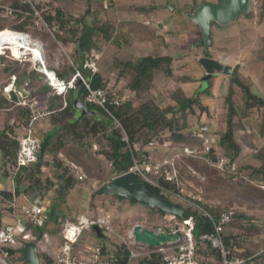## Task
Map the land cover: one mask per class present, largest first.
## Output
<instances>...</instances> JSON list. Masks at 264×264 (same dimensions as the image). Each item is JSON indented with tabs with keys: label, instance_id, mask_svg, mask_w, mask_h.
Masks as SVG:
<instances>
[{
	"label": "trees",
	"instance_id": "trees-1",
	"mask_svg": "<svg viewBox=\"0 0 264 264\" xmlns=\"http://www.w3.org/2000/svg\"><path fill=\"white\" fill-rule=\"evenodd\" d=\"M4 1L13 8L14 16H12L11 19H7V16L4 15L3 17L0 16V31L10 29L16 32L30 33L33 38L40 41L42 47L44 45L47 51V57L44 58L46 59V67L54 71L59 79L68 80L74 74V68L77 67L86 75L91 88L100 87L106 89L110 100L119 98V103L117 105L108 103V107L119 121L122 128L117 126L114 120L110 119L99 106L86 101L88 90L78 78L75 80L74 88L67 89L63 96L54 92V112L50 113L49 116L54 123L60 124L56 130H54V134H48L41 139L38 161L20 167L16 166L19 135L17 136V134H15L12 124L6 121L4 127L0 129V151L2 155H4V158H2V174L5 178L14 181V187L13 191L7 189L0 190V224L3 223L2 220L7 210L11 208V206L5 207L7 206L6 203L10 202L13 197L19 195L21 192L20 185L22 183H28L26 188L37 187L39 189L45 187L48 189L59 182L55 188L58 193H62L64 190L73 186L75 182V178L71 172L73 167L69 164H65V162L74 164L78 172L82 175L81 180L89 184L94 180L105 182L114 176L126 172L133 163V157L148 159L150 151L145 150V147L153 144L155 141L159 143L163 142L164 138L162 137V133L164 131L169 132V146H174L173 148L178 149L186 144L201 145V140L195 137L194 130L200 125L208 123L203 122L189 131H184L178 123L179 117L175 114L176 110L184 112V110L189 108L190 111H193V107L197 106L208 115L209 111H207L205 105H202L200 98L201 95L208 93L211 86L209 84L214 75L209 76L205 86L194 95L186 96L183 89L180 86H176L172 89L173 91L171 90L172 92L169 95L171 101L174 103L164 108L159 105L158 101L153 99H146L136 104L137 96L141 92H147L152 89L156 73L162 72L165 79L173 76L174 69L172 65L174 57L172 55L150 53L134 59L114 56L109 68L117 70V79L123 77L129 79L127 87L132 93V96L125 98H123V95L119 92L109 87L108 78L100 73V69L92 75L82 69L84 60L87 57H93L99 52L102 39L106 42L111 41L119 47L120 41L116 34L121 35L122 32L124 34L134 33L136 37L137 32L130 31V22L126 23V21H123L115 24L111 21L101 20L96 23L94 20L93 23H89L86 21L85 16L90 15L96 17L99 13V10L94 9L93 5L90 4L91 0H87V5L83 14L75 18L70 15L71 13L66 8V6L74 0H49L47 13H44V15L48 21H56L62 29V33L56 35L53 40L45 30H39L32 26L33 16L27 13L29 7L23 4L22 0ZM263 3L264 0L262 5ZM199 4L197 0H192L191 8L194 9ZM134 8L141 12H149V10L152 11L156 9V5L140 4L134 6ZM50 10H52L53 13ZM247 16L253 18L252 12L247 14ZM261 18L262 14L260 19ZM141 27L145 28L144 25H141ZM97 33H99V35H96ZM210 38L211 42L208 47L199 44V47L203 48L206 57H212L209 53V48L214 44L211 33ZM55 41L60 43V45L63 44L65 47H68L70 44L72 45L70 52L67 53L72 64L63 69L53 65L57 55V44ZM263 49L264 48H262V51H264ZM2 58H4V54L0 53V60ZM14 60H16L13 61L14 65L0 64L2 71L7 75L0 83V92L2 93H4V88L8 85V81L12 75L25 72V74H30L33 77L35 73L34 70L36 67L32 61L25 60L26 65H24V61L20 62L17 59ZM229 75L230 82L228 89L223 95V102L226 105L225 127L222 131L217 132L208 124L213 140L210 143L208 152L202 154L201 158L196 160L203 163H205V160L216 162L220 157H224L226 164L224 169L220 172L223 173L227 179L238 181L246 176L250 179H257L264 182V149L260 147L255 154L256 158L260 161L259 165L249 163L238 165L237 158L241 153L242 147L236 138V132L243 129L246 123L252 122L253 112H257L260 118L256 130L259 134L263 133L264 94L260 92L256 93L252 90L253 83L241 77L237 66L233 68ZM27 88L29 89V94H31L29 96L30 99L37 95H42L46 99L51 91L47 83L45 85H39L36 78H30ZM238 89L243 95V103L241 106L243 112L240 114H238L234 101ZM64 101L66 102L65 106ZM15 102L16 95L14 93L11 99H7L0 95V108H8V117H13V122L17 121L19 125L21 124L25 132L28 120L31 116V110L28 104L17 105ZM75 102L84 104L86 108L95 111L97 116L80 114L71 121H64L63 119L66 116L72 113L74 114ZM235 117H237V119H235ZM7 119L9 120L10 118ZM124 132L127 140L123 139ZM60 150H62L63 153L61 159L54 154V166L61 170L57 175L58 180L53 181L49 177H43L41 167L45 163L43 161L44 154L49 151L55 153ZM101 154L107 163V171L98 157ZM190 159L193 158L190 157ZM233 163L235 166L234 169L231 170L230 167ZM181 166L182 164L178 163L179 170ZM157 179L164 186L178 192L189 200L199 202L214 217H217L226 209H233L234 215L232 218L222 225V236L225 247L229 250V255L243 258L250 257L256 264H258L257 262H259L260 259L264 258V251L262 252L258 248L260 242L253 243L255 237H260L259 235L263 226L257 224L258 219L247 215L239 207H233L231 201L223 205L210 206L204 204L198 198L196 199L185 194L181 188L182 182L180 172L177 178H165L164 172L162 171L160 175H157ZM146 186L150 191L169 198V196L161 194L156 187L148 183H146ZM92 195H95V190L92 191ZM93 206L92 204L91 207L94 208ZM184 210L194 218L192 233L198 244L196 252L199 264H220L221 258L219 252L213 249L205 240L200 238L202 234L210 233L213 230L211 220L198 214L196 211H192L190 207H186ZM159 213L162 217L165 216V213ZM164 219L167 220L166 218ZM175 219L181 221L183 218L176 216ZM170 222L172 223L174 220L170 219L165 223L170 224ZM146 227L148 229L163 228L165 230L169 228L166 225L162 227H150L146 225ZM44 228L45 224L39 227H28V232L32 237L31 239L35 243H37L44 234ZM57 229L59 230L58 227ZM58 230L54 232L55 235ZM149 248L154 249L155 247ZM101 250L102 253L105 254L106 250L104 246H101ZM128 253V248L121 243L116 246L113 254L119 261L123 262L127 259ZM39 257L42 264H51L53 262V259L46 252H40ZM200 257L201 259H199ZM211 260L214 262H211ZM135 264H162L161 254L153 253L149 258L145 257L135 261Z\"/></svg>",
	"mask_w": 264,
	"mask_h": 264
},
{
	"label": "rangeland",
	"instance_id": "rangeland-1",
	"mask_svg": "<svg viewBox=\"0 0 264 264\" xmlns=\"http://www.w3.org/2000/svg\"><path fill=\"white\" fill-rule=\"evenodd\" d=\"M116 1L91 0L90 4L93 5L94 9H98L99 13L96 17H92L90 15L85 16L86 21L89 23H93L95 20V22L97 23V21L100 22L101 20H107L118 24V20H121L122 17H136L137 20L140 22H142L145 17H149L151 19L161 17L168 21V23L170 22L171 25H174V27H176V29L181 32L180 34H184L186 36L185 39L179 38V43L182 46H186L184 49L182 48V46L174 44L166 47V50H164V53H168L173 57H180L181 61L173 62V76L171 78L165 79L163 77L162 72L156 73L152 89L148 90L147 92H141L137 96L136 104L146 99H153L155 101H158L159 105L163 108L170 104H173L174 102L171 101L169 95L173 91L172 89H174L176 86H180L186 96L194 95L197 91H200L201 88L205 86L207 74L205 75V77V70L199 63V58L204 57L205 53L203 52L202 47L195 49L196 46H198V41H196L194 39V36H192V33L190 31V26L192 23L186 17L188 11L190 12L193 9L190 6H184L186 2H182V0H156V4H160L158 5L157 10L142 13H139L137 11H131L129 14L128 12L123 11L122 13H120V11H117V8L115 7L117 3ZM148 1L153 0H131L129 3L132 2L134 4H149L147 3ZM203 1L215 2L216 0ZM262 2L263 0H253L250 12H252L254 18H246L248 17L247 15L240 14L232 24L227 26H220L212 22L210 33L212 37L213 35H215V33L217 35L231 36V38H228L233 40L232 44L230 43V52L234 54L235 58L228 57L227 59H225L219 56L218 59L224 64L231 65L233 68L237 66L241 77L253 83L252 90L256 93L260 92L264 94V51H262V48H264V3L262 5ZM166 4L173 5L174 9L170 10L166 8ZM86 5L87 0H74L69 5H67L66 8L71 13L70 15L75 18L83 14ZM4 6H9V4L6 3L4 0H0V16L2 17V9ZM261 14L262 18L260 19ZM7 19H11V17H7ZM252 20L254 21L253 23ZM141 28L142 27H138V35H136V37L134 33L124 34L122 31H120L122 32L121 35L116 34V36L119 38L118 40L120 41L119 47H117L111 41L106 42L102 39L100 50L97 53V63L100 69V73L108 78L109 87L112 90L119 92L121 95H128L127 97L132 96V93L127 87V82L129 81V79L127 77L117 79V70L109 68L112 63L113 57L118 56L121 58L134 59L139 56H143L150 53H161L155 48H152L153 51H147V48L149 49V47H147L146 45L136 44V41H138L137 39H139L141 34H143V30ZM96 35H99V33H97ZM151 38L154 42H157L155 40L156 37L152 36ZM163 41L164 40H162L161 42ZM183 42H185L186 45ZM56 44L57 55L54 59L53 65L60 69H63L64 67H67L72 64L71 60L67 55V53L70 52L72 45L70 44L68 47H65L63 44L61 46L57 42ZM211 49L212 48H209V53L211 56H213L215 52ZM2 50H0V52ZM9 50L10 49L4 50V58L0 60V64L4 63L8 65H14L13 61H16L14 59L17 58L12 54L11 50L10 52ZM43 50L44 58H46L47 51L45 47L43 48ZM182 55H185L184 57L187 60H182ZM30 57L31 56L27 54L26 56L17 60L20 62L24 61L23 64L26 65V61L29 60ZM45 60L46 59H44V62ZM23 64L22 67L24 68ZM213 75L214 76L209 84L211 86L208 90V93L201 95L200 98L202 105H205L207 107V111H209V114L206 115V113L201 111V108L197 106L193 107V111H190L189 108L184 110V112L176 110L175 115L179 117L178 123L182 130L189 131L190 129L197 127L203 122L208 123L211 128H213L217 132L222 131L224 129L226 105L223 102V95L227 92L228 85L230 82V75L225 74L223 72H216ZM201 77H203L205 80H201ZM35 78H37V76H35ZM30 95L31 94H29V96ZM35 99L38 105H46V99L42 95L35 96ZM234 101L238 110V114H240L241 112H243V109L241 107L243 103V95L241 94L239 89L236 91V97ZM80 105L81 104L79 102H75L74 108L78 110L82 115H89V111H86L85 109L83 112V109L80 107ZM215 110H217L218 113L216 117L213 114ZM252 117L253 119L251 123H246L243 129L236 132L237 141L242 147L241 153L237 158L238 165L246 163L253 165L260 164V161L258 158H256L255 154L257 149H259L260 147L264 149V131L262 134H259V132L256 130L257 123L260 119L257 115V112H253ZM235 119H237V117H235ZM168 133V131H164L162 133V137L164 138L163 142L159 143L155 141L153 144L145 147V150L150 151L152 160H159L165 156H169L172 151H177V148H173L174 146H169L170 140H168ZM54 154L60 158L59 151L55 152ZM49 156H52V154H49ZM98 157L102 161L103 166H105V170L107 171L108 166L104 160L103 155L101 154ZM190 168L194 169L200 175V177L204 178L201 179L200 177L197 178L196 176H194L190 171ZM214 169V167L210 166L207 163H203L196 159L186 158L185 163L182 164L179 170V172L181 173L182 190L185 194L196 199L198 198L201 202L210 206L223 205L224 203L231 201L233 207H239L247 215L253 216L254 218L258 219L257 224L263 226L259 235L260 237H255L253 239V243L260 242L258 248L263 252L264 182H261L257 179H250L246 176H244V178L238 181L233 179L232 181L227 179L225 175L219 170ZM1 179L5 180V177L0 171V180ZM101 182L102 181H93L90 184H85L89 185V188H92L90 190L93 191L94 189L99 188ZM2 185H4V183L1 184L0 182V186ZM101 195L103 197L101 196L100 198H103V200L105 198L108 205L102 203L101 199L96 200L94 204L97 205L98 212L100 214H103L104 216L108 217L111 227L113 229L111 236H108L110 241L108 246L109 253H114L116 246L123 243L122 239H127L128 234L131 232L132 227L135 224H141L144 227H146V225H149L150 227H162L166 225L169 228L175 227L177 226V224H182L180 223L181 221L178 220H175L172 223L170 222V224L165 223L168 220H165L164 216L162 217L156 208L145 207L138 203H131L130 201H128V199L118 200L116 196L112 195ZM77 197L78 203H82V206L84 207V205H86L87 203V190L85 192V195H82V192L80 190L76 195V198ZM173 202L180 203L178 201ZM181 204H183L184 208L187 207V204H184L182 202ZM85 234L86 230L83 231L81 235L82 237L80 236V244L84 242ZM45 239L48 240L47 238ZM196 247H198L197 243ZM38 248L39 250L41 249V243H38ZM105 253L108 252L105 251ZM199 259H201V257ZM249 261V264H256L254 263V261L251 260V258ZM211 262L214 261L211 260ZM9 263L11 264L12 262ZM257 263L264 264V258L260 259V261Z\"/></svg>",
	"mask_w": 264,
	"mask_h": 264
},
{
	"label": "built area",
	"instance_id": "built-area-1",
	"mask_svg": "<svg viewBox=\"0 0 264 264\" xmlns=\"http://www.w3.org/2000/svg\"><path fill=\"white\" fill-rule=\"evenodd\" d=\"M23 4L29 7L28 14L33 16V27L39 30H45L53 39L56 35L62 33V29L59 24L52 20L48 21L44 15L47 13V4L49 0H22ZM2 14L7 17L14 16V10L10 6H4ZM149 24V22H146ZM26 36L31 40L33 45L39 47L42 57L44 58V50L39 40L33 38L30 33L16 32ZM58 43V42H57ZM60 44V43H58ZM61 46V45H60ZM4 48L0 53H5ZM10 52V50H9ZM23 55L22 57L26 56ZM17 58V59H21ZM30 60V59H29ZM38 62H32L36 69L41 72L45 78L46 83L52 88L53 92L58 95H64L67 89L74 88L75 80L78 78L83 83L88 92L86 94V101L99 106L104 113L110 119L114 120L117 126L121 125L116 117L113 115L108 107V103L117 105L119 98L109 99L108 91L103 88H91L86 75L80 68L75 67L74 74L68 80L59 79L58 82L53 83L52 79L47 73V67L43 63L42 58H38ZM98 55L93 57H87L83 64L82 69L89 72L90 75L99 71L98 67ZM12 83L4 88V91L9 94L12 90ZM128 95H123V98ZM28 104L31 110V116L28 120L25 132L18 137V149L16 154V166L28 165L31 162H36L39 159L40 149V137L35 130V123L38 118L52 113L53 109H47L43 105H38L35 97L31 99L25 96L18 105ZM66 102L64 101V106ZM215 112V113H214ZM213 114L217 116V110ZM194 135L201 140V145H189L186 144L173 151L169 156H165L159 160H152L151 154L148 159L133 157V163L126 172L137 173L142 180L151 186L156 187L161 194L169 196L168 199L172 201H178L179 204H187L192 211H196L198 214L207 217L213 224V230L210 233L202 234L200 238L205 240L213 249H216L220 254L221 264H249L250 258H243L238 256L229 255V250L225 247L222 236V225L228 222L234 215L233 209L222 211L217 217H214L202 204L197 201L189 200L183 195L175 192L174 190L164 186L157 179V175L164 172L165 178H177L179 173L178 163L184 164L186 158L199 159L202 154L208 152L210 143L212 142V134L208 124H202L194 130ZM123 139L127 140L124 132ZM205 163L221 171L224 169L226 160L224 157H220L216 162H210L205 160ZM234 163L230 169H234ZM190 171L197 178L200 175L192 168ZM124 172V173H126ZM79 180L82 179L81 173H77ZM203 179L204 177H200ZM90 184V183H89ZM183 206V204H181ZM13 206V205H12ZM184 207V206H183ZM176 216L171 214H165L164 218L167 220H176ZM48 219V215L43 206L42 200L38 197L21 209V213L16 215L13 223H1L0 224V264H23L22 254L20 248L26 240L31 239V234L28 232V227L43 226ZM182 224H177L175 227L168 228L171 232L178 231L180 233V240L174 245H163L151 249L146 244L138 243L134 240L132 233L128 234L127 239H122L123 244L128 248V257L125 261L121 262L113 253H102L101 245H97L91 248V258L83 257L76 249L74 245L78 241L79 237L84 230H90L93 226L101 228L102 232L108 237L111 236L113 229L109 222L108 217L98 215L90 211L89 209L83 213L76 214L65 218L59 223V248L58 251L50 255L53 259L51 264H133L142 258H149L153 253L161 254L162 264H199L197 257L196 241L193 236L192 230L194 227V218L188 215L187 218L181 220ZM165 230L163 228H158ZM182 238V239H181ZM12 251V252H11Z\"/></svg>",
	"mask_w": 264,
	"mask_h": 264
},
{
	"label": "crops",
	"instance_id": "crops-1",
	"mask_svg": "<svg viewBox=\"0 0 264 264\" xmlns=\"http://www.w3.org/2000/svg\"><path fill=\"white\" fill-rule=\"evenodd\" d=\"M130 1L131 0H129V1L128 0L116 1L117 3L115 5V7L117 8V11H120V13H122L124 11V12H128L129 14L131 11H137L139 13H142L141 11L134 8V6H137L140 4H134L132 2L129 3ZM183 1L186 2L184 4V6H187V7L190 6L191 7L192 0H182V2ZM126 2H128V3H126ZM197 2L201 3V2H203V0H197ZM216 2H218V0H216L214 3H216ZM147 3H149L148 5H150V4L156 5V9H154L152 11L157 10L158 5H160V4H158V5L156 4V0L155 1L154 0L148 1ZM166 5H165V7H166ZM251 8H252V6H251ZM149 12H151V10H149ZM246 18H250V17H246ZM250 19H252V18H250ZM123 21L124 22L126 21V23L130 22L131 23L130 24V26H131L130 31L131 32H137V35H138V27H141V25L145 26V28L144 27L141 28L143 30V34H141L139 39H137L138 41H136V44L146 45L147 47H149V49L147 48V51H150V50L153 51L152 48H155L156 50H159L161 52L160 54H168V53H164V50H166L165 49L166 47L174 45V44H178V45L182 46L179 43V38L185 39V37H186L184 34H180L181 32H179V30H177L176 27H174V25H171L170 22L168 23V21H166L164 18H161V17H158L156 19H151L149 17H145L144 20H142V22L138 21L136 17H122L121 20L120 19L118 20V23L123 22ZM146 22H149V24H146ZM253 22L254 21L252 20V23ZM232 23H230V24H232ZM139 24H141V25H139ZM230 24H228V25H230ZM190 31L192 33V36H194V39L196 41H198L200 39V32H199L198 26L191 24ZM235 34H236V32H235ZM152 36L156 37L155 40L157 42L153 41V39L151 38ZM162 38H164V39H162ZM228 38H231V36L230 35H228V36L227 35H217L216 33H215V35H213L212 39H213L214 44H213V47H210V48H212L211 50H213L215 52V54L212 56L213 58L218 59L219 56H221L225 59H227L228 57L229 58L230 57L235 58L234 54L230 52V48H231V44H232L233 40L228 39ZM161 39L164 40L165 42L164 41L161 42L162 41ZM183 43H185V42H183ZM185 45H186V43H185ZM185 47L186 46H182L183 49ZM197 48H199V43L195 49H197ZM182 56H183L182 60H185L186 59L184 57L185 55H182ZM176 61H181L179 56L174 57L173 62H176ZM34 71H35V73H34L33 77L30 74H27V73L25 74V72H21V73L12 75L10 77V80L8 81V85H10L12 83V86H13L12 90L9 92V94L5 91H4V93L0 92V95L7 98V99H11L12 94L14 93L16 95V102L15 103L18 105V103L21 100H23V98L25 96L29 97V89L27 88V84H28L30 78H35V76H37L36 81L38 82L39 85H45L46 84V81H45L43 74L41 72H39L36 68ZM205 75H206V72H205L204 76ZM6 76H7L6 73L2 71L1 66H0V83L2 82L3 79L6 78ZM13 76H15V77H13ZM42 78H43V80H42ZM203 79L204 78L201 77V80H203ZM207 79L208 78H206V80ZM50 89H51V91L47 95L48 99L46 98V105H44V107H46L47 109H53L54 110V92H53L51 87H50ZM48 104H50V105H48ZM7 111H8V108H0V119H1L0 129H2L4 127L6 121H8L9 124H12L15 134H17V136L18 135L20 136V134H23V132H24L23 126L21 124L19 125L17 121L13 122L14 118L8 117ZM75 111H74V114L72 113L71 115L66 116L63 120L64 121H71V120H73L74 117L81 114L78 110L75 109ZM49 115L50 114H46V115L38 118L36 123H35V130H36L37 135L40 137V140L42 138H44L45 136H47L48 134H53L54 130H56V128L60 124V123H54L51 120ZM94 115H96V113ZM88 116H93V115H88ZM7 118H10V119L8 120ZM59 152H60V159H61L63 156L62 150H60ZM49 154H52V156H49ZM2 158H4V155H2V153L0 151V161H1V170L0 171L1 172H2V163H3ZM43 161L45 163L41 167L42 176L43 177H49L53 181H57L58 180L57 175L61 170L57 169V167L54 166V152L53 153H52V151L46 152L43 156ZM65 164H69L73 167L71 169V172L75 178V182H74L73 186L64 190L62 193H58V192H56L55 188L59 182H57L53 187L48 188V189L45 187H41L39 189L37 187L26 188L28 183L27 182L22 183L20 185L21 192L19 193V195L13 197V199L10 202L6 203L7 206H5V207L11 206V208L9 210H7V213L5 214V216L3 217V220H2L3 223H13L15 221L16 215L21 213L22 207L29 205L33 201L34 198H36V197L40 198L42 200L45 211L48 215V219H47V222L45 223L44 234L42 235L40 240L36 243V245H37L38 253L46 252L49 256L55 254L58 251L59 240H60L59 236H58L59 234L57 232V234L55 235L54 232H56L58 230L57 227L59 226V223L61 220L68 218V217H71V216H75L76 214H79V213H83V212L87 211L88 209L90 211H93L94 213L96 212L98 215H103V214H100L98 212V207H97V205L94 204L95 201L98 199H101L102 203L108 205L105 198H104L105 201L103 200V198H100L102 195H98L95 192V195L93 196L92 191L90 190L92 188H89V185H86L84 181L78 180V177H77L78 170L76 169V166L74 164H71L69 162H65ZM94 181H99V180H94ZM0 182H1V184L4 183V185L0 186V190L7 189L10 191H13L14 181L12 179L5 178V180L1 179ZM102 183L103 182H101V184ZM80 190L82 192V195H85V192L87 190V203H86V205H84V207L82 206V203L81 204L78 203V201H77L78 197L76 198V195L78 194V192ZM94 190L96 191V189H94ZM91 203L94 205L93 206L94 209L91 207V205H92ZM81 237H79L78 241L74 245V248L83 257L91 258V248L94 246H97V245H101L102 247L106 246L105 250H106V252L109 253V251H108L109 250L108 246L110 243L109 238L101 231L100 227L93 226L90 230H86V234L84 235L85 240L82 244L79 243V240ZM45 238H47L48 240H46ZM101 239H104V240H101ZM38 243H41V249L40 250L38 248ZM40 263L42 264L41 259H40ZM133 264H135V261L133 262Z\"/></svg>",
	"mask_w": 264,
	"mask_h": 264
},
{
	"label": "water",
	"instance_id": "water-1",
	"mask_svg": "<svg viewBox=\"0 0 264 264\" xmlns=\"http://www.w3.org/2000/svg\"><path fill=\"white\" fill-rule=\"evenodd\" d=\"M252 2V0H220L216 3L203 1L197 5L186 14V17L192 24L198 26L200 32L198 43L203 44L204 47H208L211 42V23L214 22L220 26H226L234 22L240 14L246 15L250 13ZM166 8L172 10L174 6L167 4ZM199 63L204 68L207 78L216 72L230 74L233 70L231 65L224 64L213 57H201L199 58ZM80 107L83 109V112L85 109L89 111V115L96 113L86 108L82 103ZM95 192L98 195L116 196L118 200L128 199L131 203L156 208L159 212L183 219L189 215L181 204L150 191L142 178L134 172H126L114 176L110 180L103 182ZM131 233L136 242L151 247L171 246L180 240V233L178 231L171 232V229H148L141 224H135L132 227ZM20 252L22 254V261L25 264H41L37 245L33 240H26L20 248Z\"/></svg>",
	"mask_w": 264,
	"mask_h": 264
},
{
	"label": "bare ground",
	"instance_id": "bare-ground-1",
	"mask_svg": "<svg viewBox=\"0 0 264 264\" xmlns=\"http://www.w3.org/2000/svg\"><path fill=\"white\" fill-rule=\"evenodd\" d=\"M4 48L10 49L12 54L16 58H20L25 54H29L31 56L30 60L32 62H35V63L38 62L37 61L38 58L41 57L43 63L45 64L44 58L41 55L39 47H37L36 45H33L31 40L28 39L26 36L14 33L10 29H4V30L0 31V50H2ZM46 71H47L49 77L52 79L53 83L56 84L59 79L57 80L56 75L54 74V71L49 70V69H47Z\"/></svg>",
	"mask_w": 264,
	"mask_h": 264
},
{
	"label": "clouds",
	"instance_id": "clouds-1",
	"mask_svg": "<svg viewBox=\"0 0 264 264\" xmlns=\"http://www.w3.org/2000/svg\"><path fill=\"white\" fill-rule=\"evenodd\" d=\"M55 74V73H54ZM56 75V74H55Z\"/></svg>",
	"mask_w": 264,
	"mask_h": 264
}]
</instances>
